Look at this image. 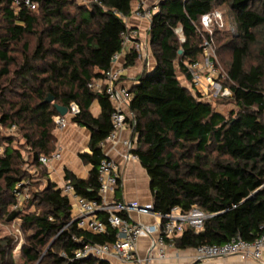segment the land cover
Returning a JSON list of instances; mask_svg holds the SVG:
<instances>
[{"label":"trees","instance_id":"16d2710c","mask_svg":"<svg viewBox=\"0 0 264 264\" xmlns=\"http://www.w3.org/2000/svg\"><path fill=\"white\" fill-rule=\"evenodd\" d=\"M32 1L33 10L15 9L12 0H0V131L12 128L24 141L16 146L15 137L0 134V216L19 221L26 233L21 262L13 257V239L0 237V264H112L73 257L78 246L73 236L111 243L115 230L107 227L96 234L78 228L69 197L54 183L47 180L40 189H30L23 206H12L16 184L33 178L23 165L45 180L38 157L55 151L56 104L69 110L75 103L79 111L71 120L90 132L89 152L79 155L91 165L87 178L66 169L64 178L77 195L100 199L98 166L109 159L102 142L112 130V105L87 83L103 75L120 49L126 29L121 16L130 15L133 0H90L86 5L75 0ZM220 5L236 28L235 35L220 32L226 41L221 47L231 51L228 80L222 83L231 96L215 99H232L237 110L229 116L192 90L185 67L200 58V16ZM177 26L183 41L174 33ZM147 34L155 67L144 68L129 87L127 122L136 137L129 153L147 172L155 212L196 206L212 214L200 230L186 226L167 242L186 250L223 244L235 236L255 240L264 233V0H161ZM217 36L219 30L214 29L215 44ZM137 58L138 52L129 48L124 67H133ZM48 95L52 102L45 101ZM94 100L100 106L98 116L89 110ZM120 181L114 198L124 202Z\"/></svg>","mask_w":264,"mask_h":264},{"label":"built area","instance_id":"2783aa9c","mask_svg":"<svg viewBox=\"0 0 264 264\" xmlns=\"http://www.w3.org/2000/svg\"><path fill=\"white\" fill-rule=\"evenodd\" d=\"M160 1L152 0L150 5H138L131 14L137 18L145 19L150 24L151 17L157 12ZM12 5L15 9L22 6L32 10L36 8V3L32 0H12ZM221 15L218 10L214 9L200 16L199 28H197L202 36L200 58L185 64L189 74L190 86L203 100L218 96H231L229 88L222 86V83L228 80V75L218 61L213 37L214 29L224 25ZM121 17L126 29L121 33L120 49L113 54L110 67L103 75L87 83V87L95 92H103L112 105L110 115L112 130L106 138L112 141L117 140L118 133L128 127L127 118L130 117L129 103L132 95L129 87L121 82L125 69V56L129 48H134L138 52V58L145 53L143 48L145 44L139 40L138 29L129 26L128 16ZM174 33L183 41L180 26L174 28ZM78 111V106L75 103H70L69 110L65 115L58 114L53 117L56 127L63 128L67 123L66 115L73 116ZM122 143L128 147L127 157L138 160L136 155L129 153V149L132 147L130 142L123 140ZM59 156L60 152L55 150L49 156L40 155L38 162L43 166H48L53 159H57ZM119 178L118 166L109 158L102 159L98 166L99 200H89L77 195L69 180L63 184L62 193L73 200L71 203L72 220L76 222L78 228L96 234L105 232L107 227L115 230V239L111 243L85 242L82 238L73 236V240L78 242V246L73 251L74 258L95 257L121 264H149L153 258L152 255L158 260H165L167 258V240L179 235L186 226L200 230L204 221L212 216V214L206 213L196 206L187 211L173 207L168 213L159 214L154 211L152 204L141 205L135 202L117 201L114 198V190ZM28 184L27 180H21L16 184L13 209H19L29 198ZM133 210L155 215L158 217V221L154 224L133 221L129 216V212ZM140 237H148L150 240V248L146 257H141L138 254V239ZM263 251L264 233L253 241L235 236L223 244L201 245L194 249V258L204 260L236 255L245 261L258 262Z\"/></svg>","mask_w":264,"mask_h":264},{"label":"crops","instance_id":"0c3cea01","mask_svg":"<svg viewBox=\"0 0 264 264\" xmlns=\"http://www.w3.org/2000/svg\"><path fill=\"white\" fill-rule=\"evenodd\" d=\"M152 0H133L131 4V12L138 5H150ZM129 26L133 29H138L139 40L145 44L144 58L146 70L151 71L155 67V60L152 56L150 45L148 44V28L149 22L145 19L135 17L130 13L128 16ZM146 42V43H145ZM137 62V60H136ZM143 70L139 71V73ZM137 75L136 68L128 67L124 69L121 77V82L130 87L135 82ZM184 79V78H183ZM184 81V80H183ZM93 116H98L100 106L97 100H94L89 108ZM71 115H66L67 123L63 128H55L53 133L55 136V150L60 152L57 159H53L48 166H44L45 184L48 180L54 183L56 187L62 188L66 179L64 178L65 169L72 172L78 178H87L91 169L90 164H85L79 155L83 152H89L90 132L84 127L74 123L71 120ZM136 137L132 135L129 127L121 130L117 135V140L112 141L105 139L102 144V150L112 161L116 163L120 172L121 191L119 196L125 202H135L141 205L152 204V194L149 186V177L146 170L141 166L138 160L128 156V147L123 145V140H128L132 147L135 145ZM133 141V142H132ZM35 172V170H33ZM108 197V196H107ZM115 197V194H114ZM70 204L73 202L69 198ZM73 210V209H72ZM129 216L133 221L145 224H154L158 221V217L149 213H143L136 210L130 211ZM149 238L140 237L138 239V254L141 257H146L149 250ZM167 258L158 260L152 255L149 264H264V251L261 259L258 262L251 260H242L236 255L228 257L210 258L204 260H196L194 258V249H177L167 242ZM154 254V253H152ZM112 264H121L111 262Z\"/></svg>","mask_w":264,"mask_h":264},{"label":"rangeland","instance_id":"374dc122","mask_svg":"<svg viewBox=\"0 0 264 264\" xmlns=\"http://www.w3.org/2000/svg\"><path fill=\"white\" fill-rule=\"evenodd\" d=\"M78 4L81 5H86L89 4L90 0H75ZM218 12H220L222 15V21L224 22L223 27H218L215 28L216 30H219V36L218 40L216 41L217 47H218V61L221 65V67L225 70L227 67V64L230 60V49L225 48V47H221V45L226 42L223 36L224 34H222L223 32L228 33V36L231 35H235L236 34V28H235V24L233 23V20L231 18V16L228 14L227 9L223 6L220 5L218 6ZM2 16L3 13L0 12V24L2 23ZM223 31V32H222ZM220 32H222L220 34ZM227 35V34H226ZM146 43V42H145ZM216 47V48H217ZM144 48V47H143ZM145 50V48H144ZM145 52V51H144ZM153 56V54H152ZM154 57V56H153ZM144 58V55L141 54L139 58H137V62L135 63L134 67L136 68L137 74L139 73V71L141 70V68H146V64L145 62L142 60ZM155 60V59H154ZM178 77L180 76V82L182 84H185L183 81V77L180 74V72H178ZM207 101H212L215 103H212L213 108L217 111L222 113L225 116H229V112L231 111H236L237 107L235 106L234 102L232 101V99H227L224 101H216L215 98H211V99H205ZM0 134H5V135H10L15 137L16 141H15V145L18 146L19 143H23V139L21 138L20 134H18L14 129L12 128H2ZM21 153L23 155H25L27 152L25 150V148L21 147ZM22 168H24L28 174L30 175L31 180L25 179L28 181V189H40L41 187H43L44 183L42 180H38V177L35 176V172L33 171L34 169L32 167H28V166H22ZM23 206V205H22ZM35 209V206H30L29 210L33 211ZM25 235L26 233L20 228V222L16 221V220H12V221H7L4 217L0 216V237L3 236H7L13 239L14 242V246H13V257L17 262H21V257H20V247L22 246V244L25 241Z\"/></svg>","mask_w":264,"mask_h":264},{"label":"water","instance_id":"95a60500","mask_svg":"<svg viewBox=\"0 0 264 264\" xmlns=\"http://www.w3.org/2000/svg\"><path fill=\"white\" fill-rule=\"evenodd\" d=\"M178 53H181V50L178 51ZM46 102H52L53 101V97L51 95H48L45 99ZM55 108L58 112L59 115L63 116L67 113V108L65 106H61V105H55Z\"/></svg>","mask_w":264,"mask_h":264}]
</instances>
